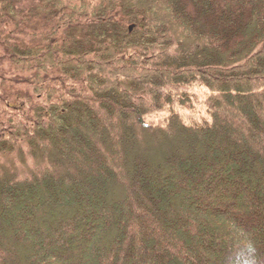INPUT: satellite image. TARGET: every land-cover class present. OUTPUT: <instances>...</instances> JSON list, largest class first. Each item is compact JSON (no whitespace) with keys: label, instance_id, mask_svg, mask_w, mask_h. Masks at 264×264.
I'll return each mask as SVG.
<instances>
[{"label":"trees","instance_id":"16d2710c","mask_svg":"<svg viewBox=\"0 0 264 264\" xmlns=\"http://www.w3.org/2000/svg\"><path fill=\"white\" fill-rule=\"evenodd\" d=\"M0 264H264V0H0Z\"/></svg>","mask_w":264,"mask_h":264},{"label":"rangeland","instance_id":"374dc122","mask_svg":"<svg viewBox=\"0 0 264 264\" xmlns=\"http://www.w3.org/2000/svg\"><path fill=\"white\" fill-rule=\"evenodd\" d=\"M33 0H25L26 3H31ZM209 94L208 88L199 81L191 83L182 90L181 95H186L184 102L176 101L172 105V109L177 111L183 119L188 123H201L209 121L211 118L210 111L206 106V98ZM167 112H158L156 118H161Z\"/></svg>","mask_w":264,"mask_h":264}]
</instances>
